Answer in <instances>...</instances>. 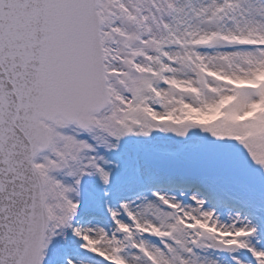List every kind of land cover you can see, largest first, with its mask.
<instances>
[{
    "label": "snow or ice",
    "instance_id": "6c2138e0",
    "mask_svg": "<svg viewBox=\"0 0 264 264\" xmlns=\"http://www.w3.org/2000/svg\"><path fill=\"white\" fill-rule=\"evenodd\" d=\"M0 264H264V0H0Z\"/></svg>",
    "mask_w": 264,
    "mask_h": 264
}]
</instances>
